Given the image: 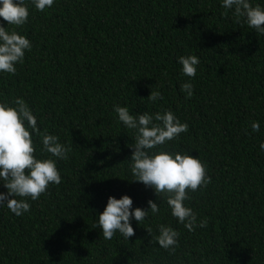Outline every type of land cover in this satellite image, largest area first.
<instances>
[{
	"label": "trees",
	"instance_id": "16d2710c",
	"mask_svg": "<svg viewBox=\"0 0 264 264\" xmlns=\"http://www.w3.org/2000/svg\"><path fill=\"white\" fill-rule=\"evenodd\" d=\"M25 3V25L0 18L32 43L14 75L0 73V102L23 98L41 131L71 152L57 162L61 183L29 199V212L0 207V264H264V34L220 0H55L44 11ZM190 54L200 60L194 79L178 63ZM189 81L186 98L180 87ZM157 90L163 99L153 103ZM114 105L133 115L171 110L188 124L167 149L206 164L211 183L185 202L205 228L187 230L152 188L131 180L135 134ZM124 195L133 209L153 200L161 211L133 220L129 240H104L98 215ZM160 224L180 233L174 252L156 243Z\"/></svg>",
	"mask_w": 264,
	"mask_h": 264
},
{
	"label": "clouds",
	"instance_id": "9594fccd",
	"mask_svg": "<svg viewBox=\"0 0 264 264\" xmlns=\"http://www.w3.org/2000/svg\"><path fill=\"white\" fill-rule=\"evenodd\" d=\"M55 0H31L38 11L51 8ZM221 7L232 10L235 17L243 18L244 23L258 34H264V7L253 6L250 0H220ZM30 12L25 0H0V18L7 25L20 27L28 22ZM32 43L25 35L13 28L11 31L0 22V73L15 74L17 64H22ZM183 76L194 79L200 63L199 57L190 54L178 57ZM186 98L194 95L191 81L180 87ZM148 100L156 103L163 99L160 91H151ZM113 111L127 129L134 132V144L129 146L133 154L128 168L135 182H142L154 190L157 197L166 202L171 216L189 231L197 227L205 228L207 219L198 220L197 213L185 202L191 199L190 193L211 183L205 162L188 153L172 152L167 149L168 142L179 138L188 130L171 111L150 113L145 111L133 115L126 106L114 105ZM253 132L260 131V123H251ZM39 137L42 148L34 143ZM264 152V142L259 145ZM38 152L49 154L41 157ZM71 147L60 141L57 135L41 131L37 117L23 98H16L12 104L0 102V183L7 189L0 192V207H7L16 216L30 211L28 202L36 201L50 185L62 181L57 162L69 159ZM27 170V171H26ZM148 209H133V199L124 195L117 199L108 198L103 212L98 215L94 228L102 230L104 240H111L117 233L129 240L135 234L132 221L139 225L151 214L161 211L160 204L148 201ZM151 235V230L147 229ZM180 233L170 224H160L156 243L170 252L178 246Z\"/></svg>",
	"mask_w": 264,
	"mask_h": 264
}]
</instances>
